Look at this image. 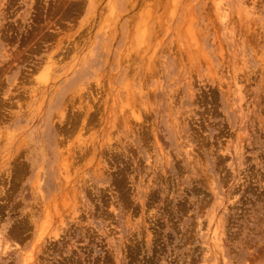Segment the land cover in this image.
I'll return each instance as SVG.
<instances>
[{
  "label": "rangeland",
  "instance_id": "374dc122",
  "mask_svg": "<svg viewBox=\"0 0 264 264\" xmlns=\"http://www.w3.org/2000/svg\"><path fill=\"white\" fill-rule=\"evenodd\" d=\"M0 264H264V0H0Z\"/></svg>",
  "mask_w": 264,
  "mask_h": 264
},
{
  "label": "bare ground",
  "instance_id": "6f19581e",
  "mask_svg": "<svg viewBox=\"0 0 264 264\" xmlns=\"http://www.w3.org/2000/svg\"><path fill=\"white\" fill-rule=\"evenodd\" d=\"M60 218H61V217H60ZM60 218H59V219H60ZM57 220H58V219H57ZM61 220H62V219H61ZM61 220H60V221H61ZM61 222H63V221H61ZM213 229H214V228H213ZM216 230H217V229H216ZM211 241H212V240H211Z\"/></svg>",
  "mask_w": 264,
  "mask_h": 264
}]
</instances>
